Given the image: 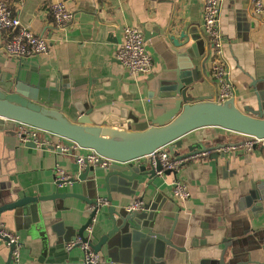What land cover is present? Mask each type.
Returning <instances> with one entry per match:
<instances>
[{
	"label": "crops",
	"instance_id": "1",
	"mask_svg": "<svg viewBox=\"0 0 264 264\" xmlns=\"http://www.w3.org/2000/svg\"><path fill=\"white\" fill-rule=\"evenodd\" d=\"M58 1L64 2L73 16L62 30L57 29L50 13L51 4ZM6 2L21 26L45 37L49 51L20 60L6 56L1 48L7 36L0 31L3 92H13L20 82L27 93L35 90L38 104L58 110L70 120L89 107L93 124L136 131L151 126L160 114L159 85L174 75L179 58L189 56V63L200 76L189 89L191 98L214 100L216 87L210 78L214 57L202 29V0ZM250 11L248 0H222L220 5L223 57L240 110H256V95L264 102V15L254 19ZM126 26L139 29L143 38H149L144 42L153 68L147 76L132 78L116 59ZM183 33L195 40L189 39L184 45L186 39H180ZM157 34L160 36L154 37ZM170 107L168 103L165 108ZM51 139L52 144L69 152L31 147L18 140L14 128L0 129V206L55 191L88 197L86 183L78 180L83 171L74 160L83 150L63 139ZM246 139L217 128L200 129L178 141L175 150L182 155L196 142L235 148L217 159L210 158V152L177 161L176 170H166L151 185L144 178L136 189L126 181L120 187L119 181L112 180V206L127 208L139 200L144 206L156 207V212L142 218L140 231L119 233L102 246L100 264H264V205L251 196L264 193V188H259L264 184V146L245 152L240 146ZM58 168L75 182L57 188ZM176 180L186 184L188 200L174 197ZM99 181L98 198L106 197L105 186ZM109 206L97 214L90 235L84 233L93 245L111 228ZM89 212V206L76 197L3 212L0 228L17 236L20 244L18 258H12L10 264H82L80 247L67 249L69 241L64 240L77 237ZM148 229L167 243L160 241L156 246L150 242ZM8 259L9 248L0 238V264Z\"/></svg>",
	"mask_w": 264,
	"mask_h": 264
},
{
	"label": "water",
	"instance_id": "2",
	"mask_svg": "<svg viewBox=\"0 0 264 264\" xmlns=\"http://www.w3.org/2000/svg\"><path fill=\"white\" fill-rule=\"evenodd\" d=\"M159 36L160 34H157L154 37ZM148 39V36L144 37V41ZM168 39L176 46L172 38L168 37ZM180 39H186L184 45L188 43L189 39L195 40L191 34L184 33L181 34ZM189 60V56L188 58H179L176 71L181 72L175 71L174 75L160 83L158 99L161 102L157 108L161 112L151 121V126L136 131L93 124L89 117L92 111L89 107L84 111L79 110L77 116L70 120L58 110L38 104L35 90L32 89L30 93H27L26 86L20 82H17L11 93L0 90L1 130L9 131L16 124L25 125L44 134L68 141L79 149L92 151L97 156L112 162L108 169L99 166H87L82 169L83 172L78 180L86 183L85 189L90 193L87 198L55 191L48 196L24 197L14 203L2 205L0 214L16 208H29L30 205H36L39 202L76 197L89 206L90 212L86 223L76 233L77 237L64 241L72 242L80 238L82 242H86L88 238L84 236V233L92 226L102 207L110 205L107 209L108 220L111 223L110 230L97 244L93 245L89 242L93 252L100 255L102 246L107 244L113 236L119 233H129L130 230L132 233L140 231L142 218H147L156 212V207L144 205L138 212H128L126 207L112 206L109 196L112 180L119 181L117 184L120 187L125 184L123 181H126L132 189L140 186L144 178L148 180L149 185L153 184V180L161 174H165L166 171L163 170L157 158L151 159L150 157L165 148L169 154L176 156L175 161H182L210 152H212L210 158L217 159L219 156L225 155L227 148L233 147L225 145L210 147L196 142L187 146L184 154H179L175 150V144L188 134L200 129L217 128L244 137L264 140V106H262L264 102H261L256 95V110H240L236 106L234 98L222 102H217L209 97L193 100L189 92L193 84L200 81V76L197 75V68L189 63ZM168 103L171 104V107L165 108ZM28 144L34 147L32 143ZM218 151L222 152L218 153ZM99 179L105 186L106 197L98 198L96 189L97 183L100 182ZM74 182L73 179H70L69 184ZM259 188H264V184ZM260 192H262L261 189ZM251 196L260 205H264V193H259V196L257 193H251ZM98 200H102V202H98ZM147 235L151 238L150 242L156 243V246L160 241L167 243V240L153 234L150 229H148ZM2 240L7 242L6 239ZM8 248L9 259L5 264H10L12 261L14 246L10 245ZM220 264L223 263L220 262Z\"/></svg>",
	"mask_w": 264,
	"mask_h": 264
},
{
	"label": "built area",
	"instance_id": "3",
	"mask_svg": "<svg viewBox=\"0 0 264 264\" xmlns=\"http://www.w3.org/2000/svg\"><path fill=\"white\" fill-rule=\"evenodd\" d=\"M251 6L250 16L257 19L264 15V0H248ZM202 29L204 35L208 39L210 50L212 51L213 64L211 67L210 78L213 81L216 92L214 100L222 102L230 98H234V89L229 79V69L223 57L224 36L219 28L220 5L222 0H202ZM50 13L55 22L57 29H64L73 16L68 11L66 5L62 1L55 2L50 6ZM0 31L6 32L7 39L3 43L1 51L11 58L20 60L33 56L44 55L49 51L47 40L43 36L35 35L27 28L21 26L18 17L14 16L9 9L6 0H0ZM123 41L117 48L116 59L120 65L132 78L147 76L153 68L152 58L146 50L142 33L139 29L126 26L122 30ZM15 134L21 143H32L36 148L53 147L62 152H69V149L61 145L52 144V136L44 134L36 129L25 125L16 124L14 127ZM247 139L241 144L245 152H252L259 146H264V140L246 137ZM75 149L79 148L72 144ZM227 148L225 151L229 149ZM82 150V149H81ZM151 159H158L164 171H174L177 169L178 162L171 157L165 149L151 155ZM75 163L80 170L87 166H99L108 169L112 162L97 156L94 152L83 150L82 153L74 155ZM55 181L58 188H62L70 183V178L61 169L56 170ZM173 195L179 201H186L190 197V193L186 184L176 180L173 184ZM102 202V200H98ZM143 204L136 200L127 207L128 212H138L142 210ZM87 236L91 233V227L86 230ZM0 238L6 239L7 246L13 245L12 258L17 260L19 255L20 244L17 236L8 232L4 228H0ZM89 238V237H88ZM80 247L83 252L82 264H100L101 258L94 253L89 240L82 242L80 238L68 243L67 249ZM262 251H264V242H262Z\"/></svg>",
	"mask_w": 264,
	"mask_h": 264
}]
</instances>
